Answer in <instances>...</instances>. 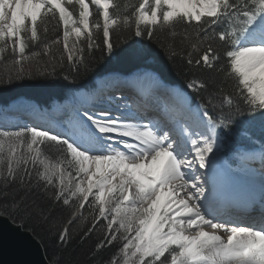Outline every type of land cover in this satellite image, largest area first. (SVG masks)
I'll return each instance as SVG.
<instances>
[{"label":"snow or ice","instance_id":"1","mask_svg":"<svg viewBox=\"0 0 264 264\" xmlns=\"http://www.w3.org/2000/svg\"><path fill=\"white\" fill-rule=\"evenodd\" d=\"M157 33L181 36L187 50L169 43L170 56L210 73L187 84L207 99L143 71L103 81L66 121L0 127V216L41 236L69 208L55 235L65 243L76 220L85 236L100 226L95 251L115 248L102 264H264V178L258 199L217 194L218 164L264 161V147L244 146L222 159L234 127L264 126V0H0L3 79L65 62L87 72L95 50L115 54L114 35Z\"/></svg>","mask_w":264,"mask_h":264},{"label":"trees","instance_id":"2","mask_svg":"<svg viewBox=\"0 0 264 264\" xmlns=\"http://www.w3.org/2000/svg\"><path fill=\"white\" fill-rule=\"evenodd\" d=\"M100 36L97 37L100 40ZM116 42L115 54H109L103 50H95L89 60V70L85 72L81 69L79 72H73L70 66L65 62L64 67H57L52 74H41L40 71L34 70L31 75L25 74L21 78L3 79L9 72H12L11 63L8 61L0 62V104L8 101L24 97L33 99L38 103H45L52 98H59L70 84L85 85L91 83L95 77L92 74L110 63L119 59V64H126L129 60L132 62L136 57L142 59V64L135 68H148L157 72L163 80L172 81L173 84L181 86L187 85L194 79H208L210 73L204 72L196 67L189 66L186 59L177 55L175 58L170 56V50L165 45L172 43L175 45V51L179 52L181 48L187 50V44L181 43V36L172 38L167 33H157V39L153 41L139 42V38L130 37L126 41H116V36H113ZM102 43V40L100 41ZM137 42V43H136ZM137 46L140 48L138 49ZM127 53H129L127 55ZM121 61H124L121 62ZM116 63H118L116 61ZM130 69V70H132ZM128 70V71H130ZM65 75L69 78L64 79ZM97 77V76H96ZM218 79V78H217ZM230 88V84L228 85ZM211 90V89H209ZM193 95L201 103L207 99L208 93L205 91H194ZM252 127L254 128H238L234 127V132H253L257 130L258 133L264 135V126L257 120ZM71 215L69 208H58L54 213V227L50 232L37 229L41 231V236L33 234L28 227L24 229L30 231L32 235L42 244L46 258L49 262L55 264L53 256L59 258V264H102L115 251L113 247H106L99 252L95 251V245L99 239L102 238V228L97 226L95 231L85 236L87 231L83 220H76L70 226V234L65 243H61L55 235L60 228L63 227V222H66ZM87 215V213H85ZM10 219V218H9ZM16 224H21V221H13ZM90 226V225H89Z\"/></svg>","mask_w":264,"mask_h":264},{"label":"water","instance_id":"3","mask_svg":"<svg viewBox=\"0 0 264 264\" xmlns=\"http://www.w3.org/2000/svg\"><path fill=\"white\" fill-rule=\"evenodd\" d=\"M137 43V42H136ZM138 49H140L137 46ZM129 53H127L128 55ZM143 59V58H142ZM142 59L136 57L132 62L120 65L119 59L98 69L92 76L96 77L107 72L117 71L125 73L141 65ZM116 61L118 63H116ZM124 63V61H121ZM169 83L171 80L166 79ZM0 264H52L46 258L42 244L32 233L20 224L13 223L7 216H0Z\"/></svg>","mask_w":264,"mask_h":264},{"label":"bare ground","instance_id":"4","mask_svg":"<svg viewBox=\"0 0 264 264\" xmlns=\"http://www.w3.org/2000/svg\"><path fill=\"white\" fill-rule=\"evenodd\" d=\"M80 106V105H79ZM13 116L11 115V119ZM24 119V117H22ZM66 121V119H65ZM222 159H225L222 156ZM264 165V161L261 160L260 156L257 155L256 159L246 166L238 167L237 165L232 169V171H228L224 168L223 163L218 164L217 167V192L219 195H224L225 197H230L231 193H228L226 188V184H230L236 174L242 175L243 177L249 179L251 182H262V178L260 176L261 167ZM201 172L205 170H200ZM258 183V182H257ZM258 190L260 191L261 186H258ZM210 230V229H208ZM221 235H224L221 233Z\"/></svg>","mask_w":264,"mask_h":264},{"label":"rangeland","instance_id":"5","mask_svg":"<svg viewBox=\"0 0 264 264\" xmlns=\"http://www.w3.org/2000/svg\"><path fill=\"white\" fill-rule=\"evenodd\" d=\"M25 102H23V101H18V104H21V105H23V106H25V104H24ZM14 128H8L9 130H14L16 127L15 126H13ZM251 128H254V127H252L251 126Z\"/></svg>","mask_w":264,"mask_h":264}]
</instances>
